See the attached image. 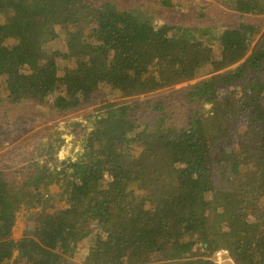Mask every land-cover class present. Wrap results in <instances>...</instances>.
<instances>
[{
    "label": "trees",
    "instance_id": "16d2710c",
    "mask_svg": "<svg viewBox=\"0 0 264 264\" xmlns=\"http://www.w3.org/2000/svg\"><path fill=\"white\" fill-rule=\"evenodd\" d=\"M222 4L238 23L156 24L120 0H0V106L60 117L102 103L80 157L55 158L57 134L21 173L0 170V264L15 251L21 264H217L220 248L264 264V35L251 49L264 0ZM61 48L74 64L62 77ZM195 79L187 125L144 116L162 109L150 93ZM25 199L42 209L14 240Z\"/></svg>",
    "mask_w": 264,
    "mask_h": 264
},
{
    "label": "rangeland",
    "instance_id": "374dc122",
    "mask_svg": "<svg viewBox=\"0 0 264 264\" xmlns=\"http://www.w3.org/2000/svg\"><path fill=\"white\" fill-rule=\"evenodd\" d=\"M89 1L99 2L100 0ZM120 1L129 6H140L143 4L144 10L150 13L156 24L168 23L170 21L183 22L185 20L193 24L204 22L224 28L227 25L238 23L240 19H238L239 14L237 11L222 4L224 0H168V4L164 3L165 0ZM251 17L253 21L260 22L263 25L261 32L252 42L251 49H253L256 41L264 35V14ZM247 18L248 16L243 17L244 20H247ZM211 43L213 49H215L214 52H217L218 46L216 42L212 41ZM51 47L54 48L53 43L45 45V49L48 52L52 51ZM61 51L62 54L60 56L62 58L58 59V64L62 66V70L59 71L60 77L64 75L68 68L74 66L63 55L64 50L62 49ZM216 55L218 56V53ZM2 80L3 77L0 76V82ZM197 80L178 83L150 93L149 99H154L155 105L157 102L163 103L162 109L147 108V113L144 116L149 117L151 120L155 115H160L161 110H163L166 115L164 119L166 125H187L189 113L198 103L190 101L186 97L183 88L194 84ZM105 90V94H101L102 98H107L113 102L124 100L121 95L110 92L109 89ZM133 99L141 101L145 99V96ZM127 100L130 102L129 99ZM101 105L102 103L96 102L70 114L55 117L47 112L44 107H41V105L30 101L19 104H2L0 106V170H4L9 174L21 173V169L23 170L28 164L34 162L36 159H40L42 155L44 157L45 153H47V147L51 142L50 140H54L57 134L62 141L56 142V145L54 144L57 150L55 152L52 151V155L59 161L80 157L83 152L81 142L78 140V138L81 139L80 130L85 129L89 131L93 127L95 117L101 113V110L98 109ZM153 107L151 106V108ZM79 123L82 125L80 126ZM110 180L111 177L106 174V182H110ZM52 190L56 191L57 187H52ZM19 207L17 220L12 231V238L14 240L24 237L29 224H32V214L42 209L41 206L34 207L33 201H28V199H25ZM48 211L52 212L53 210ZM46 214L48 212L43 214L42 219L45 218ZM84 248L86 250L87 246ZM86 255V253H83L81 257H75L73 260L84 264ZM8 261L10 264L13 262L21 264L23 262L20 261L18 251H15Z\"/></svg>",
    "mask_w": 264,
    "mask_h": 264
},
{
    "label": "built area",
    "instance_id": "2783aa9c",
    "mask_svg": "<svg viewBox=\"0 0 264 264\" xmlns=\"http://www.w3.org/2000/svg\"><path fill=\"white\" fill-rule=\"evenodd\" d=\"M214 260L217 264H235L230 252L226 248H220L216 251Z\"/></svg>",
    "mask_w": 264,
    "mask_h": 264
}]
</instances>
